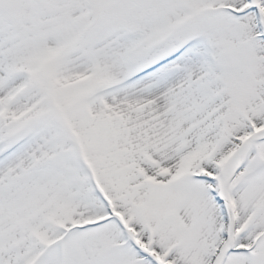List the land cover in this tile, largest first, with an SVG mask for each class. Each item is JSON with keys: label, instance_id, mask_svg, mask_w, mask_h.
Segmentation results:
<instances>
[{"label": "snow or ice", "instance_id": "1", "mask_svg": "<svg viewBox=\"0 0 264 264\" xmlns=\"http://www.w3.org/2000/svg\"><path fill=\"white\" fill-rule=\"evenodd\" d=\"M0 264H264V0H0Z\"/></svg>", "mask_w": 264, "mask_h": 264}]
</instances>
